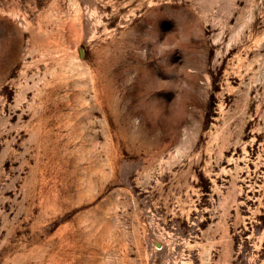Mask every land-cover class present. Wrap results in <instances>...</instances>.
<instances>
[{
    "label": "rangeland",
    "instance_id": "374dc122",
    "mask_svg": "<svg viewBox=\"0 0 264 264\" xmlns=\"http://www.w3.org/2000/svg\"><path fill=\"white\" fill-rule=\"evenodd\" d=\"M0 264H264V0H0Z\"/></svg>",
    "mask_w": 264,
    "mask_h": 264
}]
</instances>
